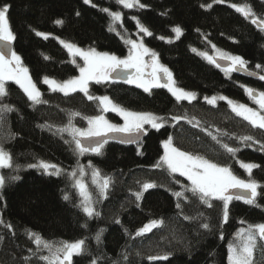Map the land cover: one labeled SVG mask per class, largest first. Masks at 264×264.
<instances>
[{
  "label": "trees",
  "instance_id": "obj_1",
  "mask_svg": "<svg viewBox=\"0 0 264 264\" xmlns=\"http://www.w3.org/2000/svg\"><path fill=\"white\" fill-rule=\"evenodd\" d=\"M93 3L94 6L83 0H0V5H11L14 52L21 57L46 101L33 105L15 83L7 85L8 95L0 100V106L14 109L0 114V146L13 160L12 168L1 171L6 183L0 191V264H47L40 257L49 255L48 251L38 248L30 233L54 246L83 239L86 253L74 256L72 264H229V245L237 243V233L249 224L264 223V130L236 116L226 101L212 105L205 97L224 96L256 109L245 89L264 92V80L237 72L225 73L200 53L217 59L216 50L239 55L248 62V72L264 74L255 67L264 66V32L230 7L247 4L256 18L264 19V0H140L146 5L143 9L124 8L116 0ZM209 4L211 8L207 7ZM103 9L122 14V24L114 25L119 34L109 30L113 24ZM58 20L63 23H56ZM137 21L153 35L140 32ZM176 27L182 29L179 38L173 31ZM120 35L125 40L142 37L145 46L156 52L160 63L172 72L177 87L195 93L196 99L177 101L165 88L146 93L127 83L91 82L90 94L108 96L130 111L164 117L166 123L159 131L148 128L139 145L108 142L100 156H77L72 146L65 143L71 140L70 136L59 134L57 129L68 123L73 112L82 117L102 114L98 101H89L80 92L69 96L54 92L43 82L44 77L63 82L79 75L59 40L124 59L129 55V46ZM173 116L182 119L177 122ZM82 117H76L73 123L85 129L88 123ZM108 117L121 123L113 114ZM248 135L255 142L241 141ZM169 138L182 151L229 167L239 179L255 180L260 185L255 203L234 199L225 223L219 201H212L209 208L190 192L185 193L187 199L178 200L174 193L184 192L183 186L188 182L171 174L165 165L156 167ZM223 144L237 149L235 155L228 153ZM40 161L56 164L62 169L61 174L49 176L30 167ZM242 163L259 167L249 175ZM89 164L99 169L102 177L111 178L106 199L90 187L93 207L99 213L93 217L83 211L70 175L78 165L86 166L90 172ZM14 176L19 179H12ZM145 182L157 187L143 192V198L137 201L134 194L142 191ZM65 196L69 199L65 200ZM152 220L163 224L136 236ZM203 223L209 224V229H204ZM101 230L97 242L95 237ZM163 256L168 259H149ZM253 264H264V242L259 240Z\"/></svg>",
  "mask_w": 264,
  "mask_h": 264
},
{
  "label": "snow or ice",
  "instance_id": "obj_2",
  "mask_svg": "<svg viewBox=\"0 0 264 264\" xmlns=\"http://www.w3.org/2000/svg\"><path fill=\"white\" fill-rule=\"evenodd\" d=\"M225 0H216V3H224ZM85 4H90L91 0H84ZM118 5L124 8L139 7L145 8L146 5L140 3V0H116ZM94 6V5H93ZM204 7V5H202ZM211 8L212 5H207ZM230 7L234 8L236 12L242 14L246 19H250L253 25H257L261 32H264V19L256 18L255 12L247 5L231 4ZM11 10L10 4L0 5V43L5 45L4 49H0V100L8 95L7 83L9 81L19 85L23 90L27 99L33 105L46 103L42 99V93L29 75V70L23 65V61L16 52L11 50L10 45L15 41L16 36L12 31L9 13ZM111 18L113 27L110 31H115L114 25L117 23L122 24L123 17L120 12H111L108 9H103ZM79 15V13H77ZM62 24L63 21H56ZM137 26L140 32L146 36H152L153 33L144 25L137 21ZM179 38L183 33L180 27L173 29ZM38 36L47 35L44 33H36ZM119 34V33H117ZM163 39V37H161ZM171 42V41H169ZM63 46L68 50L69 54L73 57L79 56L83 60V66H80V75L75 78H70L63 82H58L54 79L44 77V83L47 84L54 92L58 91L63 93L64 96H69L72 93L80 92L89 100H96L99 102L100 110L102 113L113 112L119 115L123 124L118 125L106 119L105 115L100 114L94 117H82L79 112H73L69 115L68 123L57 129L61 135L67 133L71 140H66L65 143L70 144L73 152L77 156L85 154L102 155V149L108 144L110 139H116L121 144H137L140 143V138L147 135L148 128L159 131L165 126V118L157 116L150 112H134L115 104L110 97L101 96L97 97L90 94L89 84L95 82L96 84L108 83L109 81L115 83L117 80L122 79L127 84H133L137 88L143 89L146 93H151L154 88H166L168 92L177 100L189 102L196 99V94L187 92L176 85V81L172 72L160 63L158 54L143 43L135 40L126 39L125 43L130 45V52L127 58L121 59L120 57L109 54L108 52H98L94 48L88 50L81 49L72 43L61 41ZM215 48V46H213ZM6 49V50H5ZM193 49V52H196ZM218 52L220 60L227 61V66L222 67L217 62V58L209 56L208 53H200L209 63L214 64L217 68H221L225 73L248 71V62L239 55H232L229 53ZM145 57H150V62L145 60ZM47 59V57H46ZM75 63V60L72 61ZM264 72V66L257 64L255 66ZM150 69V71H148ZM134 70V71H132ZM250 75H258L260 80H264V74L250 72ZM246 93L254 103L258 105L259 110L249 107L243 103L234 102L227 97L221 96L219 98L212 97L205 100L207 103L215 105L217 99L224 100L231 107L232 112L236 116L242 117L252 127L264 130V92L256 93L254 89L246 88ZM14 109L8 105L0 106V114L13 111ZM76 117H82L87 120L88 127L81 129L75 126L73 120ZM3 116L0 115V120ZM173 120L179 122L182 117H172ZM211 135V133H209ZM217 143L220 141L217 137H212ZM242 142L254 141L250 135L241 137ZM164 155L160 163L156 165L160 168L165 165L171 174H179L185 177L190 186L184 185V192H176L174 195L177 199H187L185 193L190 192L193 196L198 197L199 201L207 205L209 208L213 206L212 201H219L222 204V219L225 223L229 218V204L231 201L242 200L246 204L252 205L256 201V197L260 195L257 189L260 185L255 180L239 179L232 173V170L226 166H220L217 163L211 162L208 159L199 155H193L186 151L173 146L172 139L169 138L164 142ZM222 147L230 154L235 155L237 149L223 144ZM264 148V144L261 145ZM13 160L9 152L0 146V169L12 168ZM32 168L42 170V172L49 176H59L62 172L56 164L40 161L38 164L30 165ZM88 167L93 168L92 178L93 183L99 191V196L107 198V190L111 183L110 177H102L100 170L94 168L91 164ZM249 175L253 168L259 167L255 164H241ZM83 177L85 169L83 167L77 168L76 171L71 173L74 184L81 197V207L83 211L89 216L99 215L93 207L94 201L91 193L88 192L86 184L82 179H77V176ZM18 180V176L12 177ZM5 177L0 175V191L5 187ZM157 187L154 183L145 182L142 184V191L135 193L136 200L139 201L143 198V192ZM65 200L69 199L68 196L64 197ZM177 208L180 204L177 203ZM185 219H191L185 217ZM117 224L119 220L115 221ZM2 223V221H0ZM243 224L244 221H241ZM163 221L152 220L148 224L141 227L135 234L136 236H143L152 231L153 228L161 226ZM10 228L11 226L8 225ZM204 229H209V224L203 223ZM102 231L95 237L97 242H100ZM30 238L41 250L47 249L49 255L41 256L40 258L47 262V264H72L74 256L83 255L86 253L85 241L83 239L75 242H61L59 246L43 240L38 234L30 233ZM223 238V237H221ZM237 243L229 245V264H253V252L257 246L258 240L264 242V223L252 225L249 224L247 228H242L236 235ZM149 259H168L167 256L163 257H149Z\"/></svg>",
  "mask_w": 264,
  "mask_h": 264
},
{
  "label": "rangeland",
  "instance_id": "obj_3",
  "mask_svg": "<svg viewBox=\"0 0 264 264\" xmlns=\"http://www.w3.org/2000/svg\"><path fill=\"white\" fill-rule=\"evenodd\" d=\"M84 1V0H83ZM87 5H90V6H93L94 5V3H93V0H91V3L90 4H87ZM234 9V8H233ZM115 33H117V31H115ZM120 37H121V35H120ZM121 39L125 42V39H123V37H121ZM136 41V40H135ZM141 41H143V38L141 37H137V42H141ZM59 43H60V45L67 51V53L69 54V52H68V50L63 46V44L61 43V40H59L58 41ZM143 43H144V41H143ZM128 45V44H127ZM145 45V44H144ZM129 46V52H130V45H128ZM85 50V49H84ZM86 50H88V49H86ZM69 56H70V59H71V63H72V65H74L75 67H77L78 68V70L80 69V66H83V60L79 57V56H76V57H73L72 55H70L69 54ZM216 56H218V55H216ZM73 59L75 60V63H73L72 61H73ZM150 57H145V60H147V61H149L150 62ZM148 71H150V69L148 70ZM79 75H80V71H79ZM78 75V76H79ZM9 83H14V82H12V81H9L8 83H7V85L9 84ZM6 85V86H7ZM17 85V84H16ZM133 85V84H132ZM19 86V85H18ZM154 89H158V88H154ZM166 89V88H165ZM22 90V89H21ZM143 90V89H142ZM23 91V90H22ZM166 91L168 92V90L166 89ZM58 92V91H57ZM255 92L256 93H258L256 90H255ZM170 95H171V93L170 92H168ZM63 94V93H62ZM73 94V93H72ZM217 98H219V97H217ZM184 101H187V100H184ZM218 101H224V100H220V99H217V101H216V103L218 102ZM253 101V100H252ZM187 102H189V101H187ZM255 105H256V109L257 110H259V108H258V105L256 104V103H254ZM98 105H99V102H98ZM100 107V106H99ZM249 107H251V106H249ZM103 115H105V117H106V119H108L110 122H112V123H114V124H118V125H122L123 124V120H122V118L119 116V115H117L116 113H113V112H108V113H102ZM109 114H113V115H115L116 117H118L119 119H121V123H118V122H115V121H112V120H110L109 119V117H108V115ZM87 127H88V124H87ZM86 127V128H87ZM146 128H149L150 130H155V129H151L150 128V126H145ZM70 139H71V137H70ZM164 145V144H163ZM163 151H164V147H163ZM79 167H83L84 169H85V175L83 176V177H80L79 176V174H78V176H77V179H82L83 180V182L86 184V186H87V190H88V192L89 193H91L90 192V187H92V188H94L98 193H99V191H98V189H97V187H96V184H94L93 183V178H92V171H93V169L92 168H89V170L88 171H90V172H87V167L86 166H83V165H78ZM78 166L77 167H75V169L73 170V171H76L77 170V168H78ZM5 169V168H4ZM37 169V168H36ZM3 169H0V175H1V171H2ZM37 170H39V169H37ZM40 171H42V170H40ZM72 171V172H73ZM71 172V173H72ZM71 173H70V175H71ZM175 175H178L179 176V174H175ZM71 178L73 179V177L71 176ZM185 180H186V178L185 177H183ZM88 180H90L89 182H88ZM187 181V180H186ZM188 182V181H187ZM188 186H190V182H188V184H187ZM47 250V249H46Z\"/></svg>",
  "mask_w": 264,
  "mask_h": 264
},
{
  "label": "water",
  "instance_id": "obj_4",
  "mask_svg": "<svg viewBox=\"0 0 264 264\" xmlns=\"http://www.w3.org/2000/svg\"><path fill=\"white\" fill-rule=\"evenodd\" d=\"M10 47H11V50L14 51L13 43L10 45ZM4 48H5V45L2 44V43H0V49H4ZM5 50H6V49H5ZM217 62H218L219 64H221L222 67L227 66V63H228L227 61L220 60V59H217ZM222 67H221V69H222ZM237 73H238V74H241V75H244V76H246V77H248V78L258 79V75H250V74H249L250 72H248V71H240V72H237ZM116 82H122V83H125V82H123L122 79L117 80ZM144 138H145V135H143V136L140 138V143L143 141ZM109 142H116V143H118L116 139H110ZM119 144H121V143H119ZM123 145H135V143H133V144H123Z\"/></svg>",
  "mask_w": 264,
  "mask_h": 264
}]
</instances>
